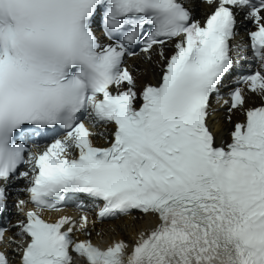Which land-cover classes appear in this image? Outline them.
Here are the masks:
<instances>
[{
  "label": "snow or ice",
  "instance_id": "6c2138e0",
  "mask_svg": "<svg viewBox=\"0 0 264 264\" xmlns=\"http://www.w3.org/2000/svg\"><path fill=\"white\" fill-rule=\"evenodd\" d=\"M201 4L198 19L190 0H0V214L27 194L19 264H264V0ZM83 201L154 220L101 246L74 238L91 235L83 212L41 216Z\"/></svg>",
  "mask_w": 264,
  "mask_h": 264
},
{
  "label": "bare ground",
  "instance_id": "6f19581e",
  "mask_svg": "<svg viewBox=\"0 0 264 264\" xmlns=\"http://www.w3.org/2000/svg\"><path fill=\"white\" fill-rule=\"evenodd\" d=\"M195 5H197L200 8H203L202 4L196 2ZM145 67V66H144ZM148 74H154V71H149ZM147 79V78H146ZM222 127L227 128L228 124L223 122L221 123ZM151 218H143V219H136V220H126V219H120L118 221H113L111 223H106L105 224V229L107 230L108 233L115 235L116 237H125L131 232H133L135 229H138L141 227L144 223L149 221ZM134 223V228H123L122 226L124 224H129L132 225ZM112 226V230L109 229Z\"/></svg>",
  "mask_w": 264,
  "mask_h": 264
}]
</instances>
